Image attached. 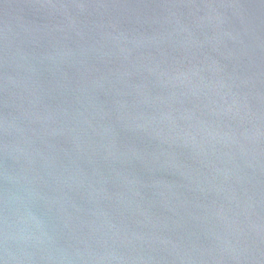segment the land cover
I'll return each mask as SVG.
<instances>
[{
    "label": "water",
    "instance_id": "water-1",
    "mask_svg": "<svg viewBox=\"0 0 264 264\" xmlns=\"http://www.w3.org/2000/svg\"><path fill=\"white\" fill-rule=\"evenodd\" d=\"M0 264H264V0H0Z\"/></svg>",
    "mask_w": 264,
    "mask_h": 264
}]
</instances>
